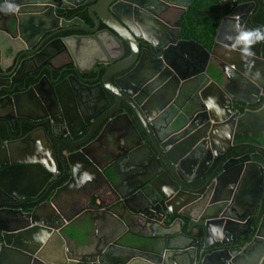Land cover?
I'll return each instance as SVG.
<instances>
[{"label":"water","instance_id":"1","mask_svg":"<svg viewBox=\"0 0 264 264\" xmlns=\"http://www.w3.org/2000/svg\"><path fill=\"white\" fill-rule=\"evenodd\" d=\"M13 1L22 9L8 21L7 32L0 31L7 36L18 32L20 50L33 48L50 32L34 51L20 53L15 60L16 67L24 61H20V57L26 56L25 60L29 61L41 50L47 48L51 52L55 43L60 45L57 55H71L69 40H74L77 48L89 39L105 58L117 49L123 56L124 42L129 47V55L122 60L117 57L98 61L101 66L96 69L94 80L78 77L79 70L75 69L76 76L72 79L79 89L73 88L72 96L82 124L76 126V135L85 134L77 145L60 147L56 140L60 135L54 132L53 119L45 116L48 133L42 134L34 147H24L22 134L12 138L18 147L7 150L0 147V264H264V205L261 215L257 213L264 190V147H255V152L240 156L230 154L233 147H212V144H222L219 139H213L214 133L220 138L233 127L235 120L252 128L254 134L261 133L264 140V0H215L213 16L217 27L209 49L180 37L183 14L193 0H84L76 3L77 6L89 5L92 26L79 17L66 20L56 14V9L66 8L60 3L75 1ZM8 2L0 0V20L1 8ZM177 9L181 11L177 21L162 22V13L173 16ZM138 29L150 37L141 36ZM22 30L28 32L29 39L22 35ZM71 31H83L89 36H60ZM56 35L59 36L51 39ZM137 39L151 46L156 55H151L148 48L140 51ZM15 48L8 39L0 42V80L11 74L6 70L9 61L16 56ZM219 50L222 56L216 53ZM193 52L196 54L191 57ZM186 58H192L194 65L199 64L198 73L209 79L197 93V102H188L191 111L198 107L200 112L182 118L180 114L175 116L173 124L187 120V126L161 137L158 126L167 127L168 123L165 121L166 126L160 123L164 121L165 110L159 104L171 82L178 86L190 80L188 72H181L190 64ZM216 59L220 62H215ZM125 62L128 64L121 67ZM116 67L120 69L114 70ZM210 69H214L216 78L210 75ZM100 70L104 71L102 76H99ZM126 70L124 75L111 80ZM97 79L99 82L94 85L85 84L87 81L95 83ZM42 80L26 90L10 92L0 100L7 98L15 111L23 108L38 114L50 110V102L41 97ZM8 87L1 84L0 89ZM56 87L46 88L51 94L55 93L59 103ZM93 89H97L103 99L105 93L115 99L103 120L117 111L119 93L137 117L147 123L154 147H91L103 143L107 124L111 132L109 126L117 120L131 123L129 115L122 113L109 120L97 138L90 141L98 127L92 124L85 130L95 115L108 107L107 104L96 111L99 97L93 94ZM210 98L214 108L206 106ZM83 101L92 104L84 112L80 107ZM259 102V108L241 114L232 109L234 103L240 108ZM57 107L61 110L64 127L68 128L70 118L62 105ZM33 115L23 117L36 121L38 118ZM51 141L57 146H52ZM203 143L211 147H198ZM220 157L209 174L213 159ZM133 169L136 171L131 172ZM196 169H200L197 176L185 175ZM88 183H96L89 189L91 196L100 200V205L82 206L78 211L69 212L70 215L66 214L69 210L66 206L64 210L56 205L59 194L80 187L84 192ZM26 199L32 201L22 204ZM171 218L174 219L170 221ZM183 219L189 221L191 228H202L199 252L198 239L181 231ZM176 223L180 230L172 232ZM72 224L80 231L93 229L96 244L89 246L86 241L82 245L86 252L75 253L70 249L71 239L64 230ZM130 228L151 229L149 233L139 232L150 238L146 250L120 242L130 234ZM250 231L249 242L232 246ZM215 244L221 247L204 253Z\"/></svg>","mask_w":264,"mask_h":264},{"label":"flooded vegetation","instance_id":"2","mask_svg":"<svg viewBox=\"0 0 264 264\" xmlns=\"http://www.w3.org/2000/svg\"><path fill=\"white\" fill-rule=\"evenodd\" d=\"M75 1L73 4H67V3H60V5L65 6V9H56V14L64 17L66 20H72L75 17H79L85 21V24L88 26H92L91 19L89 18L88 10L87 8L89 5H83V6H77L76 3L83 2L84 0H71ZM22 9V7L17 6L14 3L13 0H9L7 3V6L1 8L2 11V17L0 20V29L7 32L8 30V21L10 18L14 17V14L17 13ZM72 11H77L78 14L71 18L68 17L69 13ZM181 14L180 10H175L173 16H167L165 14H161V20L163 23L169 21H177L179 16ZM25 18V17H24ZM139 34L146 35L150 37L149 34L143 33L140 29H138ZM10 34V33H9ZM50 34L46 33L44 34L38 42L33 46L31 49H21V42L19 41V34L18 32H14L10 35H5L0 31V39H8L9 41L13 42L16 49V56L13 58L12 61H9L8 63V69L6 70V73H10V76L6 77L5 80H0V86L1 84L6 85L8 88H2L0 89V97H5L9 95L10 92H15L17 90H26L29 87H33L36 85L40 80L41 86L40 89L42 90L41 94L42 99L44 101H49V108L50 110H44L42 112L31 113L28 110H25L23 108L18 109L15 111L10 105L9 101H7V98H3L0 100V147L6 148V150L10 147H18L17 144L14 142L12 138H17L20 134H22V137L24 138V147H34L36 142L40 140L42 134L48 133V128L45 126V124L48 122V119L46 118H52L53 124H54V132L57 135H60L56 140L58 141L60 147H71L77 145L79 142H81V139L85 134H79L77 133L76 126H82L81 123H79L77 116L79 115V112L77 113L75 111L77 104H75L72 96V90L73 88L79 89V85L76 84L75 81H73L72 76H76L74 73L75 69L79 70L77 73L78 77L86 79V80H94L97 77L96 69L101 66V64L97 63L98 61H110L111 59L119 58L124 59L129 55V47L123 42L124 50H123V56L117 49V51H111V56L109 58L103 57L100 52L96 51V46L92 44L91 40L85 39L84 41H87L85 43L87 49L86 52L88 53V56L86 59L81 58L78 56L79 54L76 53V46L78 44H75L74 40H69L68 44L71 46L73 53L71 55L64 54V55H57L56 52L60 50V45L58 43H55L53 47L54 49L51 50V52L46 48L44 50L43 47L45 46V43L41 46L40 52L36 57L31 58L29 61H26L25 59H28L26 56L20 57V61H23L21 65H18L17 67L14 65L16 58L20 55V53L26 52H32L38 47V44L43 41V39L47 38V36ZM5 35V36H3ZM22 35L29 39L28 32L22 30ZM70 35H81V36H89L88 33H85L83 31H71L66 33H61L60 36H70ZM59 35L53 36L51 39H56ZM109 38V37H108ZM19 41V42H18ZM32 41H29L31 43ZM138 48L140 51L144 50L145 48H148L151 55H156L153 51L151 46H148L147 43L144 41H141L140 39H137ZM113 45V43H112ZM200 52V51H199ZM55 53V55H54ZM218 55H223L222 51L216 52ZM35 54V53H34ZM196 53L193 52V57ZM31 55L30 57H32ZM211 58H215L212 56ZM118 59V60H119ZM117 60V61H118ZM187 60V58H186ZM214 61L215 59H211ZM220 59H216L215 62H218ZM190 62L189 66L187 65V68L181 70V72L185 73L188 72L191 76L188 78L190 79L188 82H181L176 87L174 86V82H171V86L169 89H167L166 96L163 100H161V103L159 106L164 107L165 113L163 114V120L160 121L162 123V126L165 125V121H167V127H159L158 126V134L161 137H164L168 133L176 132L177 130H181L184 127L187 126V120H182V122L179 125H175L172 123L173 118L175 116H178L180 114V117L182 118L183 115H192L194 113H199L200 109L197 107L194 110L189 109L188 102L194 101L197 102L198 96L197 93L201 90L202 87L207 85L209 83V79H204L199 72V64L194 65V60L192 58L187 60ZM82 62V63H80ZM220 62V61H219ZM128 63L125 62L121 65V67L126 66ZM219 64V63H217ZM106 65H113L107 63ZM16 67V68H15ZM94 67V69H93ZM14 68V70H13ZM93 69V70H92ZM114 70L120 69V67L113 68ZM214 69H210V75L212 77H215V73L213 72ZM126 71H122L120 73H117L112 77V81L117 79V77H121L124 75ZM104 73L103 70L99 71V76H102ZM47 83H46V82ZM99 82V79L96 80L95 83H91L89 81L85 82L87 85H94ZM49 83V84H48ZM57 86L56 91L58 92V98L59 103L57 102L55 98V93L51 94L47 91L46 87ZM112 91H116L112 88ZM118 91V90H117ZM116 91V92H117ZM93 94L95 96H98L99 99H97V108L96 111H99V109H102L108 104V107L103 109L101 112L97 113L95 115V118L91 120V123L88 125V128L85 130L88 131V129L91 127L92 124H95V127H98L97 130L93 133L90 141L95 140L97 136L102 131L103 127L107 124V122L114 117L126 113L129 115L131 123L124 122L117 120L113 122L109 127L111 132L108 131V125H106L105 134L103 138V143L100 145H92L91 147H154L153 143L151 141L152 132L147 127L144 121H142L140 118L137 117L136 112L134 109L125 102L124 98L121 97L119 93H117L116 97L118 100L117 106L118 109L115 113L111 115V117L107 118L106 120H103V115L106 114V111L108 108L112 107L115 103V99L110 96L109 94L105 93V99L99 94V91L97 89H93ZM116 94V93H115ZM44 105V104H43ZM59 105L62 109H64V112L67 113V116L70 118L69 127H64L63 120L61 118V110L57 107ZM92 105L89 103V101H83L80 105L81 109L84 110L89 108V106ZM45 107V106H44ZM254 106H241L239 108V105L234 103L233 104V112L239 111V113H243L246 110H254L256 108H253ZM33 115V117L38 118L36 121H31L23 117V115ZM77 114V115H76ZM86 116H89L87 113H85ZM45 116H47L45 118ZM157 126V125H156ZM168 128V130H167ZM202 134V133H201ZM221 134V133H220ZM27 137V138H26ZM103 137V136H102ZM263 136L261 133L254 134V130L250 127H244L241 122L238 120H235L233 123V127L229 129L227 133H223V135H220V138H217V132L214 133L213 139H216L222 144H212V147H264V144H256V140H263ZM219 142V143H220ZM52 146L56 147V143L54 141H51ZM45 146V145H44ZM41 147V146H40ZM198 147H211L207 144H200ZM217 151V150H216ZM36 158V157H35ZM226 158V157H225ZM199 160V159H198ZM221 160V157L218 159H213V162L211 164V167L209 169L210 172L214 169V166L218 163V161ZM197 162L198 164L200 163ZM195 166L197 165L194 163ZM205 165L201 164L202 168ZM198 168V167H197ZM200 169L197 171V169L194 171V173H187L186 176L194 177L199 174ZM43 193V192H42ZM42 193L37 197L39 198ZM59 196L56 198L55 203L59 206ZM32 199H26L22 202V204H27L31 202ZM174 218H171L170 221H172ZM189 221L186 219H183L181 231L185 235L192 236L194 238H197V231L200 229V227H189ZM177 230H180V225L178 223L175 224L174 230L172 232H176ZM149 233L151 229L149 230H140L137 228H130L128 232L130 234L126 235L123 239L120 240L122 243H129L133 244L132 246H135L138 248H143V250H146L149 242V237H143L139 234V232H146ZM189 232V233H188ZM198 239V238H197ZM189 241V240H188ZM238 241V240H237ZM237 241L233 243L232 246L237 245ZM199 240L197 241V252L202 248V239H201V245L198 246ZM238 246V245H237ZM221 246L219 244H215L208 249H205L204 253L211 252L215 249L220 248Z\"/></svg>","mask_w":264,"mask_h":264},{"label":"trees","instance_id":"3","mask_svg":"<svg viewBox=\"0 0 264 264\" xmlns=\"http://www.w3.org/2000/svg\"><path fill=\"white\" fill-rule=\"evenodd\" d=\"M216 9L215 0H193L190 6L185 10L183 14V20L180 29V37L183 39H192L197 43L203 45L209 49L212 45L217 22L213 16V12ZM78 14L77 11L69 13L68 17L71 18ZM261 102L255 105L253 108L259 107ZM256 143L264 144V140H256ZM257 149L255 147H233L230 154L233 156H240L246 153H253ZM95 202V199H94ZM264 205V190L261 195V199L258 205V214L261 215ZM256 221V220H255ZM189 233V232H188ZM252 231L248 232L242 239L237 241L238 246H244L250 241ZM197 238L199 240L198 246L201 245L202 228L197 231ZM133 245V244H131ZM87 264V263H77Z\"/></svg>","mask_w":264,"mask_h":264},{"label":"crops","instance_id":"4","mask_svg":"<svg viewBox=\"0 0 264 264\" xmlns=\"http://www.w3.org/2000/svg\"><path fill=\"white\" fill-rule=\"evenodd\" d=\"M1 40L2 39H0V42H1ZM86 49H87V47L84 44V46L77 47L76 53L79 54L78 56H80L81 58L86 59L88 56ZM80 63H82V62H80ZM134 171H136V169L131 170V172H134ZM131 172H130V174H132ZM126 174L128 175L129 171ZM93 186H96V183L93 185L91 183H88V185H85L84 192L82 190V187H80L79 189L76 188L72 192L62 193L59 196V207L61 209L63 208L64 210H66L64 207V206H66L69 209V210H66V211H68V213H66V214L70 215L69 212L73 213L75 211H78L80 209V207H82V206L100 205V202H99L100 200L96 196H91V194H90L91 191L89 188H93ZM84 196H86V198L84 200H82L83 202L79 201V199L84 197ZM94 199H95V202H94ZM73 228H74V230H73ZM138 229L139 228H137V230ZM83 230L84 229H82L80 231V229L77 227L76 224H72L69 227H67L66 230H64V233H66L71 239L70 249L72 251H74L75 253H83V252L87 251V250H84L85 248L82 246L85 244L86 241H87L89 246L90 245L93 246L96 244L95 237H93V234H92L93 229L91 227H88L84 231ZM90 234L92 237H89ZM83 236H84V240H81L80 237H83Z\"/></svg>","mask_w":264,"mask_h":264},{"label":"clouds","instance_id":"5","mask_svg":"<svg viewBox=\"0 0 264 264\" xmlns=\"http://www.w3.org/2000/svg\"><path fill=\"white\" fill-rule=\"evenodd\" d=\"M208 108H214L215 107V104H214V101L210 98L208 101H207V105H206ZM217 112H219V109H217Z\"/></svg>","mask_w":264,"mask_h":264},{"label":"rangeland","instance_id":"6","mask_svg":"<svg viewBox=\"0 0 264 264\" xmlns=\"http://www.w3.org/2000/svg\"><path fill=\"white\" fill-rule=\"evenodd\" d=\"M73 230H74V228H73ZM73 230H72V231H73ZM80 239H81V240H84V236H83V237H80Z\"/></svg>","mask_w":264,"mask_h":264}]
</instances>
